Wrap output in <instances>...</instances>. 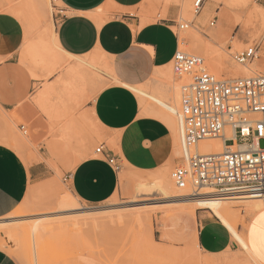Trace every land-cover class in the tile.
<instances>
[{
	"label": "rangeland",
	"instance_id": "obj_1",
	"mask_svg": "<svg viewBox=\"0 0 264 264\" xmlns=\"http://www.w3.org/2000/svg\"><path fill=\"white\" fill-rule=\"evenodd\" d=\"M37 1L0 0V11L13 8L17 13L20 10L29 23L34 22L30 36L25 37L19 58V63L28 70L31 81L24 100L33 112L20 115L9 114L0 109V121H2L0 142L14 148L26 164L42 160L50 171V174L43 179L30 180L22 202L10 213L0 217L2 222L0 232L5 231V235L13 232L14 237L13 240L7 239L4 234H0L7 242L10 241L8 245L12 246L13 252L7 253L12 255L18 264H59V261L78 264L81 258L89 264L94 263L93 260L98 264H219L212 262L209 256L203 255L199 247L195 248L197 251L194 250V253L188 255L186 248H190L192 243L183 248H176L155 241V223L175 210H184L185 204L176 201L185 196L159 191L141 194L133 190L126 179L140 176L147 182L152 181L155 178L153 175L159 170L152 173L134 170L121 172L118 189L111 198L101 204H86L73 196L76 203L74 207L60 206L58 201L61 195L65 193L72 195L68 182L63 180L64 172L71 170L83 157L92 155L102 141L98 136V128L88 104L103 86L111 82V77L114 75L105 60L107 58H103L98 52L82 57L63 56L65 58L63 63L50 61L48 54L50 51L45 46L50 41V31L48 33L47 27H51L53 32L55 21L61 14V5L58 0H48L47 5L43 0ZM156 1L150 3L151 9L144 11L142 9L138 12L142 18H145L144 21L158 19L160 15L162 17L163 12L158 8L160 0ZM226 1L228 0L214 1L216 8L222 11L221 15H217L226 18L227 22V31L222 38L214 40L206 37L211 36L208 31L199 27L194 29L192 26L195 25L183 29L172 27L180 40L179 50L201 56L207 71L217 78L264 73V0H234L229 3L230 5L226 4ZM4 3L7 8L3 6ZM166 3L167 0H164L163 4L167 5ZM194 15L192 0H189V13L184 16L179 15V21H190L195 17ZM41 37L42 39H39ZM255 43H259L261 50L259 58L246 66L233 62L231 58L233 52ZM224 57L226 60H223ZM78 60L86 61L90 65L82 64L83 90L79 96H73L71 88L66 85V71L70 64L81 63ZM228 62L236 66L232 68ZM193 76L194 73L182 75L181 78L173 76L175 93L171 99L157 97L154 94L151 96L161 98L160 100L171 106L178 104L175 107L178 109L181 86L192 82ZM140 95L153 102L162 112L170 115L176 126L177 138L179 127L177 128L178 121L174 113L169 108L161 106L152 97ZM21 124L24 125L22 129ZM69 126L71 128H68ZM218 139L220 140V138L215 140ZM178 145L180 146V141L177 147ZM235 148L237 147L234 146L232 149ZM176 154L177 162L169 166L168 171L165 169L169 179L172 169L180 162V150ZM196 209L198 207H195L194 211ZM228 210L230 220L237 229L239 226L245 227L247 219L253 215L248 203L239 200L228 203ZM39 216H44L40 220L44 231L40 234L32 232L26 234L22 231L23 228H30L38 221ZM215 218L219 221L217 217ZM230 236L235 242L231 234ZM0 243L6 245L2 238ZM235 244L237 249L233 255H239L242 248L238 242ZM227 259L223 261H230ZM231 261L228 264H255L253 261L249 263Z\"/></svg>",
	"mask_w": 264,
	"mask_h": 264
},
{
	"label": "crops",
	"instance_id": "obj_2",
	"mask_svg": "<svg viewBox=\"0 0 264 264\" xmlns=\"http://www.w3.org/2000/svg\"><path fill=\"white\" fill-rule=\"evenodd\" d=\"M58 1L61 14L55 21L53 36L59 47L80 57L98 52L107 58L105 60L117 79V82L112 81L111 77V82L95 94L88 107L102 139L104 154L114 157L119 167L114 169L105 155L94 151L64 172L63 178L79 201L98 205L114 195L121 172L152 173L177 162L172 119L127 85L139 88L144 96L154 94L168 99L174 96L175 75L171 59L180 40L172 27H177L180 6L174 2L165 6L164 0H160L158 8L163 12L162 17L158 15V19L144 21L138 12L151 9L150 3L156 0ZM214 1L203 0L191 25H195L192 26L194 29L205 28L211 35L206 37L219 40L227 31V22L226 18L217 15L222 11L216 8ZM3 6L7 8L5 3ZM212 17L214 24L209 26L207 22ZM47 29L51 32V27ZM26 36L30 35L26 34L19 13L13 8L0 11V109L9 114L33 112L24 100L31 82L28 70L19 63ZM23 127L21 124L20 128ZM49 174L44 161L28 165L14 148L0 142V217L22 202L30 180H40ZM194 213L175 210L155 223V241L176 248L196 242L203 255L209 256L212 262L228 264L230 261L223 259L232 258L237 249L228 230L205 208H198ZM261 214H264V206L238 230L243 233L251 251L252 239L245 229H250L256 222L253 239L257 250L251 253L264 264V259L260 258L264 253V220H258ZM7 252L13 251L0 244V264H18ZM59 264L66 263L59 261ZM78 264L89 263L81 258Z\"/></svg>",
	"mask_w": 264,
	"mask_h": 264
},
{
	"label": "built area",
	"instance_id": "obj_3",
	"mask_svg": "<svg viewBox=\"0 0 264 264\" xmlns=\"http://www.w3.org/2000/svg\"><path fill=\"white\" fill-rule=\"evenodd\" d=\"M202 4L203 0H192L195 14ZM213 17L207 25L213 26ZM191 23L178 18L177 28ZM258 50L259 43H255L233 52L231 58L244 65L256 57ZM171 66L177 77L194 73L192 82L181 86L179 108L171 109L178 121L181 153L180 162L170 173L174 185L188 188V196L195 198L228 197L240 192L263 198L264 73L217 78L207 71L201 56L179 48ZM225 130L227 137H223ZM218 137H223L225 145L221 152L201 153L196 148L200 141ZM235 144L243 147L232 149ZM94 151L105 155L101 143ZM105 157L114 169L119 167L114 157ZM206 188L212 191L202 192Z\"/></svg>",
	"mask_w": 264,
	"mask_h": 264
},
{
	"label": "bare ground",
	"instance_id": "obj_4",
	"mask_svg": "<svg viewBox=\"0 0 264 264\" xmlns=\"http://www.w3.org/2000/svg\"><path fill=\"white\" fill-rule=\"evenodd\" d=\"M41 1V0H40ZM233 2L234 0H228L226 1V4H229L230 2ZM175 3L178 4V6H180V15H188L189 13V0H167V5L170 3ZM225 2V1H224ZM43 3L45 5H47L48 0H43ZM42 4V3H41ZM225 4V3H224ZM230 5V4H229ZM166 6V5H165ZM228 6V5H227ZM16 11V10H15ZM23 11L18 10L17 13L20 14V16L23 18L22 21L24 22V26H25V30H26V34L29 35L31 30L33 29V21L29 23V21L27 19L24 18V14L22 13ZM26 12V11H25ZM226 13V12H225ZM29 16V15H27ZM26 16V18H27ZM195 16V15H194ZM30 18V17H29ZM33 20V19H32ZM191 20V19H190ZM200 20V19H199ZM45 33V32H44ZM47 37V36H44ZM50 41H48L47 39V45L45 44V42L43 44H45V46L48 47V50L50 51V53L48 52L49 59L50 61L53 62V60L57 61L58 63H63L65 58L64 57H76L74 55H71L67 52H65L64 50H62V48L59 47V45L56 42L55 37L53 36V32H50L49 35ZM39 39H42L39 38ZM40 42V41H39ZM41 44V43H39ZM35 46V45H34ZM34 48V47H33ZM42 48V47H41ZM43 50H45V48H43ZM54 51V52H52ZM47 52V51H46ZM224 52H228V51H224ZM38 52H36L37 54ZM54 53V55L52 54ZM261 53V50H259L256 54V57L254 59L259 58V54ZM35 54V53H34ZM47 54V56H48ZM217 54V53H216ZM228 54V53H227ZM46 55V54H44ZM224 55V54H223ZM64 56V57H63ZM226 57V53L224 55ZM225 57L223 58V60H226ZM43 59V58H42ZM254 59L252 61H254ZM48 60V59H47ZM40 61V60H39ZM81 63H76V64H70L68 67V71H66V85L71 88L72 92L71 95L73 96H79V93H81V91L83 90V87L81 86L83 83L81 80H83L84 78L82 77V64H86V65H90L88 62L83 61V60H78ZM220 61H222V59H220ZM251 61V62H252ZM105 62V61H104ZM234 62V61H233ZM251 62L247 63L250 64ZM66 63V61H65ZM235 63V62H234ZM232 63V62H228V65L232 68H234L237 63ZM44 64V63H43ZM52 64V63H51ZM59 65V64H58ZM85 65V66H86ZM240 66H246V64L241 65V64H237ZM51 66V65H50ZM53 66V65H52ZM52 68V67H51ZM33 70V69H32ZM36 73V72H35ZM254 74V73H253ZM243 75V74H241ZM252 75V74H251ZM112 78L114 79V81L117 82V79L115 78V76H112ZM181 78V76H180ZM177 80V79H176ZM84 82V81H83ZM176 84V83H175ZM123 85V84H122ZM127 85V84H125ZM128 87H130V89H133L135 92L139 93V94H143L144 92L142 90H140L139 88H136L134 86H130L127 85ZM141 86V85H140ZM82 87V88H81ZM132 90V91H133ZM150 91V90H149ZM145 94V93H144ZM143 94V95H144ZM149 97H152L153 99H155L156 101H158V103L162 106H165L167 108H169L170 110L175 108L177 105L172 106L168 105L167 103H165L164 101L157 99L153 96H151L152 94H146ZM158 97V96H157ZM161 97V96H160ZM176 97V96H175ZM177 101V100H176ZM175 102V100L173 101ZM176 104V102H175ZM162 112V111H161ZM164 113V112H162ZM166 114V113H165ZM167 115V114H166ZM170 119H172L170 117V115H167ZM169 120V119H168ZM167 120V121H168ZM173 121V119H172ZM174 123V121H173ZM171 124V123H170ZM68 128H71L70 126ZM178 128V125H177ZM173 132H174V136H175V146H174V152L175 154L177 152H179L180 147L178 145L177 147V143L179 144V139L178 137L176 138V126L174 124V128H173ZM178 132V129H177ZM179 134V133H178ZM177 134V135H178ZM229 136V133L227 130L224 131V136L223 137H227ZM223 137H218L220 138V140H215L216 138H208V139H204L207 141H200L197 145L196 148L199 150V152L204 153H219L221 152L225 145L223 142ZM209 139H213V140H209ZM178 141V142H177ZM234 146H236L237 148H242L243 146L240 144H235L230 146L231 148H233ZM221 149V150H220ZM177 156L179 154H176ZM167 170V168H166ZM166 170L161 168L156 174L153 175V177L155 176L154 179H152V181H146L144 179H142V177L140 176H134V177H130L129 180H127L128 183H130V185L132 186V189L142 193H151L153 191H159L161 193H171V194H175L177 196H185L184 198L176 201L179 204H185L184 205V210L187 212H191L194 213V209L195 207L198 208H208V210L219 219V221L229 230L230 234L232 235L233 239L235 240V242L241 246L240 248H242V252L241 254H237V255H233L231 257H233L232 261L230 259L231 262H243V263H249V262H254L255 264H262L259 261L256 260V258L253 256V254L251 253L249 246L246 242V239L243 235V233H241L235 226V224L230 220V211L228 210V203H231L232 200H239V201H243V202H247L248 206L250 207V209L253 211V213L262 208L264 206V197L263 198H252V196L246 195L245 193H234L232 196H228V197H217V198H210V197H201V198H195V197H190L189 195V191L188 188H177L172 179L168 178L166 176ZM168 171V170H167ZM152 177V178H153ZM171 177V176H170ZM124 180V179H123ZM212 191L209 188H206L204 190H202V192H210ZM75 197H73V195H71L70 193H65L63 195L60 196L59 198V203L60 206L63 208H71L74 207L75 203ZM190 214V213H189ZM195 214V213H194ZM191 215V214H190ZM44 217V216H43ZM43 217H38L36 222H34L30 228H23L22 231H25L26 234H29L30 232L35 233V234H40L41 231H44L45 229L42 228L40 220ZM48 217V216H47ZM2 223V222H0ZM9 231V230H7ZM50 231V230H49ZM2 233V234H1ZM1 235H5V231L4 232H0ZM233 234H235L236 237H240V240H236L233 236ZM0 235V238L3 239V242L6 243V246L8 249L12 250V246L8 245L9 242H7L5 240L4 237H2ZM5 237L8 238H14L13 237V232H8ZM13 240V239H12ZM36 240V239H35ZM31 241V238H30ZM34 241V240H33ZM13 242V241H12ZM1 244V243H0ZM3 245V243H2ZM15 245V244H14ZM32 245V244H30ZM198 245L196 242L192 243L190 248H186V253L189 255L191 252L194 253V250L197 251L195 248H197ZM32 248V247H31ZM186 255V254H185ZM222 260V259H221ZM226 260V259H225Z\"/></svg>",
	"mask_w": 264,
	"mask_h": 264
},
{
	"label": "snow or ice",
	"instance_id": "obj_5",
	"mask_svg": "<svg viewBox=\"0 0 264 264\" xmlns=\"http://www.w3.org/2000/svg\"><path fill=\"white\" fill-rule=\"evenodd\" d=\"M245 132H248V129L245 128L244 129ZM258 220H264V214H261L260 217H258ZM255 230H256V222H253L252 225H251V228L250 229H245V233L246 235L249 237V239H252V248H251V251L253 252H256V244H255V240L253 239V236H254V233H255ZM234 238L236 240H240V237H236L235 234H233ZM260 258L261 259H264V253H261L260 254Z\"/></svg>",
	"mask_w": 264,
	"mask_h": 264
}]
</instances>
